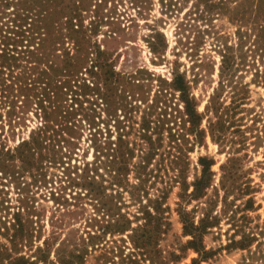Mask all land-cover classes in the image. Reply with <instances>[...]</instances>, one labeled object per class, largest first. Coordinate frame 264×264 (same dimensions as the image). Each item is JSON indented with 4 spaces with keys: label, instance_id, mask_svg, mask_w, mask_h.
<instances>
[{
    "label": "rangeland",
    "instance_id": "1",
    "mask_svg": "<svg viewBox=\"0 0 264 264\" xmlns=\"http://www.w3.org/2000/svg\"><path fill=\"white\" fill-rule=\"evenodd\" d=\"M71 1L76 4L73 11L69 2L50 3L48 20L54 25L48 28L55 35L57 29L63 32L68 28L81 29L82 35L86 32L83 46L65 35L57 43L54 41L60 54L58 58L45 56L37 63L32 62L36 66L26 71L29 80L39 79L37 91L46 86L41 79L47 80L49 74L59 79L61 85L52 95L54 104L57 102L60 108L51 117L56 118L63 112L58 118L60 123L53 122L56 129L63 130L55 134L56 139H48V144L34 156L26 155L23 159L15 148L24 138L30 139L44 120L35 90H28L31 95L26 98L12 88L5 95L0 87V226L4 222L10 226L18 212L23 216L31 213L36 227L34 247L46 236L55 234L53 257L61 242L63 247L71 248L74 244L86 243V238L90 241L89 232H100L101 225L107 222H103L105 210L86 188L90 173L97 175V180L105 179L106 192L121 199L122 212L134 221H139L137 216L142 214L141 202L147 203L148 196L165 191L163 206L167 226L160 238V248L168 258L166 264L190 263L199 253L186 246L191 236L184 234L178 211L181 184L173 181L176 171L168 142L165 140L146 165L140 166L150 149L149 142L140 135L141 126L146 119L158 118L166 100L173 107L179 106L178 94L160 92L163 85H168L165 79L173 77L176 66L191 80L199 72L198 81H193V91L200 101V110H204L219 81L220 47L227 40L238 52L241 48L246 53L238 76L250 84L248 106L251 107L237 113L244 117L242 129L246 137V145L238 151L241 158L237 165L240 180L249 189L248 193L241 195L237 191L231 195L227 208L220 200L224 193L220 189L217 206L220 223L205 236V244L212 252L201 264H264V85L257 75V70H264V21L262 18L253 21L257 7H264V0ZM41 18L42 13L27 11L21 0L10 3L0 0V48L20 43L19 49L28 46L36 51L42 38L38 34L47 28ZM154 40L159 52L152 48ZM99 48L104 52L103 67L93 64ZM67 51L72 56L71 64L62 61ZM52 59L65 68H48L54 64ZM195 60H204L206 64L194 68ZM16 70H21L22 75L25 73L23 67ZM12 98L18 99L15 110L10 105ZM45 102L48 110L57 106H50L49 100ZM240 133L243 132H237ZM121 134L125 141L114 160V148H119ZM229 151L234 149L223 147L208 133L205 141L190 152L189 181L201 172L200 155H207L216 161L214 182L220 184L222 164L228 161ZM117 167L122 186L111 185L113 168ZM139 174L145 179L148 192L144 195L141 192L143 201L131 192L133 184L139 182ZM248 198L252 201L246 206ZM197 202L189 204V208ZM129 232L103 234L97 239L96 249L90 245L84 264H104L98 254L110 246L124 249L121 256L114 255L115 260L131 253L134 249ZM243 236H248L246 241L251 246L231 245L234 238L239 240ZM0 239L4 244L9 242L4 234H0ZM30 247L22 253L31 254Z\"/></svg>",
    "mask_w": 264,
    "mask_h": 264
},
{
    "label": "trees",
    "instance_id": "2",
    "mask_svg": "<svg viewBox=\"0 0 264 264\" xmlns=\"http://www.w3.org/2000/svg\"><path fill=\"white\" fill-rule=\"evenodd\" d=\"M10 3L11 0H4ZM62 3H71V10L76 8L72 4L71 0H59ZM223 1V0H222ZM261 1V0H259ZM56 2V0H21L24 4V8L33 14H43L41 21L44 22V32H39L41 41L39 46L36 48L25 47L22 49L18 48L20 43H16L15 46H7L0 48V87L2 93L7 95L6 91L12 88L17 89L20 95H25L26 98L30 97L31 93L28 90L34 89L35 95L38 97V104L43 110V122L39 128L32 134L30 139H23L15 150L20 153V157L25 159L34 156L36 152H40L48 144V139L51 141L56 139L55 134H60L59 130L56 129V124H59V116H62L61 111L58 113L56 118L51 117V113L54 110L60 108L59 104H54L52 100L56 92L61 89V85L58 83L59 79H54L49 74L47 80H42L46 86L43 90H36L38 88L39 79L33 78L29 80L26 77V71L36 66L32 62L42 60L45 56H56L57 47L55 43L61 37L70 36L75 38L76 44L83 46V42L86 41V32L82 33L81 29L68 28L67 32H63L62 29H57L58 34L55 35L51 32L49 26L54 25V22L48 20L49 12L51 10L50 3ZM36 9V10H35ZM264 7L258 6L253 21L258 22L260 18L264 21ZM29 16V15H28ZM51 16V15H50ZM34 23V22H33ZM264 26V25H263ZM56 29V28H55ZM36 31V30H35ZM30 34V33H29ZM81 34V36H80ZM28 36V35H27ZM57 38V40H56ZM23 41V40H22ZM55 41V43H54ZM157 40L152 43V48L155 52H159V46ZM23 44V42H22ZM220 53L222 55L221 63L219 65V81L217 86L214 87V91L210 94L208 102L204 110H200V101L193 91V81H198L199 72L194 74V79L188 78L185 71L180 70L178 66L173 69V77L165 79L166 85L160 88V92H165L166 95L178 94L179 106H174L172 103L166 100L164 111L156 119H146L141 126V137L146 139L150 144L149 151L143 157V161L140 166H145L146 162L150 160L152 154L156 153L161 146L164 145L165 140L168 142V148L172 161L174 163V174L173 181L181 184V191L179 192L180 200L178 201V211L184 224V234L190 235L191 238L188 240L187 248H193L199 255L194 257L190 263L187 264H201L202 260L208 258L212 252L207 248L205 244L206 234L220 223L221 215L217 206L221 200L222 204H225L227 208L229 204V198L237 191L242 195L248 193V186H243L240 180V170L237 165V161L241 158L238 151L245 146V133L242 129V121L244 117H239L238 112L244 111L251 106H248L250 98V84L243 82L238 76V70L240 65L246 60V53L239 49V52L234 48L233 45L229 44L227 40L223 46L220 47ZM104 54L102 49H98L97 55L94 58V66L103 67L104 60L102 55ZM67 57L63 58L62 61H66L71 64L69 60H72V56L69 51L66 52ZM240 59V60H239ZM52 63L48 65V68H65L62 67L55 59H52ZM195 66H205L204 60H195ZM19 67H23L25 73L22 75L21 70H16ZM6 70H9L8 72ZM43 72L47 73V70L43 68ZM7 74L5 76L4 74ZM257 75L261 77L264 85V70H257ZM10 81V82H9ZM19 94H16L17 96ZM168 99L171 101L168 97ZM46 100L50 101L51 105H57L53 107V110H48ZM18 99H11L10 105L15 108L18 106ZM171 108V110H169ZM19 116V115H18ZM207 123L204 125V120ZM53 133H52V132ZM237 132H243L237 134ZM208 133L212 139L220 142L223 147H229L234 151H229L230 156L228 161L222 164L223 174L220 180V184L214 182L215 171L213 164L216 162L213 157L207 155H200L199 163L201 165V172L195 175L192 181H189L188 169L191 164L190 152L195 148L197 144H202ZM166 134V136H165ZM238 135V136H237ZM54 137V138H53ZM123 134L120 135L119 148H114L115 154L123 146ZM239 143V146L236 144ZM230 144V146H228ZM131 151L129 148L128 153ZM113 154V153H112ZM124 153H122L123 155ZM117 159V154L113 156V159ZM115 171L114 178L111 185L117 184L122 186L123 179L120 177L118 172L119 167L113 168ZM127 171L128 168H127ZM122 170H120V173ZM86 188L88 192L92 194V198L97 200V205H101L100 208L105 210L104 221L100 227V232L92 233L89 232L90 241L84 244H74L71 248L63 247L61 242L54 250L56 257L52 256L54 248V237L55 234H50L44 238L42 242H39L34 247V236L35 229L34 220L31 218V213L27 216H23L18 212L15 216V220L10 226H7L4 222L3 228L0 234L9 240L8 243L4 244L0 242V264H84L85 253H89L90 245L97 246V239L101 238L103 234L111 232L126 233L130 231L129 237L133 243V249L131 253L122 256L121 260H115L114 255H122L124 249L122 246L117 247L110 246L106 250L101 251L98 255L99 258L104 259V264H166L168 261L167 256L163 253L160 248V238L166 232V222L164 216V201L163 199L167 196L165 191H162L156 196H148V202H141L140 210L141 216H137L139 221H134L132 218L127 216L126 213L122 212V206L119 204L121 199L113 196H109L106 192L107 185L104 184L105 179L97 180L95 174H87ZM139 182L133 184L131 190L133 196L142 200V196L148 192L144 186V178L142 174L138 175ZM173 184L171 183V186ZM214 189V192H211ZM139 190L136 194L135 190ZM220 189L224 190L222 198L219 200ZM144 191L143 195L141 192ZM238 195V194H237ZM109 197V199H107ZM238 198V196L236 197ZM116 199V200H115ZM235 199V198H231ZM193 207L189 208V204L194 203ZM252 201V198L246 200V206ZM201 212L200 214L197 212ZM108 215V217L106 216ZM199 215V216H198ZM198 216V217H197ZM143 219V220H142ZM142 220V221H141ZM246 239L248 236L237 240L234 238L231 245H239L242 248H247L252 244L248 243ZM251 239V238H250ZM0 241H2L0 239ZM92 243V244H90ZM230 245V246H231ZM30 247L31 254L22 253L26 248ZM95 248V247H94ZM96 249V248H95ZM119 249V250H117ZM67 250L68 252H65ZM117 250V251H116ZM113 253V255L111 254ZM116 253V254H115ZM176 255L175 252H173ZM128 256V257H126ZM180 257V255L178 256ZM128 259V260H127ZM6 261V262H5Z\"/></svg>",
    "mask_w": 264,
    "mask_h": 264
}]
</instances>
